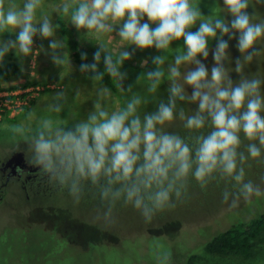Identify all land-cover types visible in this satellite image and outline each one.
Masks as SVG:
<instances>
[{"label":"clouds","instance_id":"9594fccd","mask_svg":"<svg viewBox=\"0 0 264 264\" xmlns=\"http://www.w3.org/2000/svg\"><path fill=\"white\" fill-rule=\"evenodd\" d=\"M256 5L264 0H223L222 8L205 17L199 0H0V62L10 51L18 57L33 55L39 36L48 41L52 63L71 70L52 13L99 45L92 62L79 66L94 83V110L69 126L58 118L67 99L58 91L45 106L46 114L35 116L29 164L77 200L85 187L94 189L107 203L106 218L120 205L151 222L185 198L190 177L202 190L214 179L229 182L235 191L225 187L222 202L232 209L241 200L264 196L246 179L249 162L264 161V73L244 75L254 59L264 60V47H257L264 45V18L247 11ZM113 32L118 39L110 44ZM10 33L15 39L4 40ZM233 39L240 53L235 68L225 66L231 64ZM181 40L183 47L174 50L173 42ZM211 41L215 48L209 71L200 58L208 59ZM153 48L162 54L151 56L154 67L137 81L148 95L131 87L125 91V62L136 50ZM81 60H87V53H81ZM231 72L240 75L238 82ZM105 75L126 97L123 104L102 85ZM165 80L170 82L167 100H160L153 112H143ZM178 125L183 135L169 131ZM14 131L23 135L28 129L21 124Z\"/></svg>","mask_w":264,"mask_h":264},{"label":"rangeland","instance_id":"374dc122","mask_svg":"<svg viewBox=\"0 0 264 264\" xmlns=\"http://www.w3.org/2000/svg\"><path fill=\"white\" fill-rule=\"evenodd\" d=\"M199 7L201 13L209 17L216 8L223 7V0H199ZM247 11L264 18V5L249 7ZM59 18L58 14L52 13L51 21L54 25H58ZM225 18L229 21L232 19L230 16ZM198 25L199 22L196 27ZM196 27L191 30L195 31ZM112 35L113 41H109L110 44L118 39L116 32ZM56 38L66 42L64 51L68 53L71 70L64 72L62 67L52 63L48 41L39 36L34 38L33 55L18 57L14 51H10L4 58V61L11 60L19 66V73L12 81L38 83L48 88L27 113L0 123V157L7 150L11 151L18 139L20 141L24 138V145L28 146L35 116L46 114L45 106L58 91L63 90L67 98L58 118L66 121L69 126L86 119L88 113L94 110L96 97L93 81L80 72L59 27ZM3 39H15V34L10 33ZM85 39L94 42L92 46L95 50L99 46L94 38ZM236 43V39L230 41L231 64L226 63V67L235 68V60L240 56ZM181 47L182 40L172 44L174 50ZM209 47L208 59H200L210 71L214 63L212 50L215 41H211ZM161 54L154 48L135 51L122 68L127 73L122 85L125 91L131 87L133 92L148 95L146 88L137 81L154 67L151 56ZM145 60H148L147 65H143ZM257 73H264V60L254 59L244 69V75L248 78ZM230 77L234 83L240 79V75L235 72H231ZM169 84V81H164L156 99H149L143 112L151 113L160 100H167ZM188 91L191 94V89ZM261 92L264 94V85ZM77 93L80 94L79 98ZM113 94L123 104L126 99L124 94ZM184 107L195 110L196 106ZM30 113L34 114L32 119H29ZM21 124L28 129L23 135L14 131V127ZM169 131L184 134L179 125ZM246 173L247 180L264 190V161H250ZM225 187L235 191L229 182L218 179L210 181L207 188L202 190L190 177L185 198L176 202L175 207L157 213L151 222H145L136 210L120 205L113 209L111 217L106 218L104 213L107 203L101 201L99 195L94 194L95 190L88 187H85L83 195L77 200L67 189L58 191L49 184L37 191L29 190L27 200L26 193L16 185L9 184L7 188L0 186L3 197L0 201V264H161L162 260L163 264H186L191 256L200 257L196 264H264V244L259 246L254 261H244L234 256L213 258L204 254V246L219 233L233 224L257 218L264 212V196H253L248 202L241 200L238 208H230L222 202Z\"/></svg>","mask_w":264,"mask_h":264},{"label":"trees","instance_id":"16d2710c","mask_svg":"<svg viewBox=\"0 0 264 264\" xmlns=\"http://www.w3.org/2000/svg\"><path fill=\"white\" fill-rule=\"evenodd\" d=\"M60 33L66 38L67 43L72 50V56L75 64L79 67L81 63L92 62V55L95 48L92 46L93 41L85 39L82 32H78L74 26L61 18L57 21ZM5 34L3 37H7ZM81 53H87V60H81ZM104 65L101 62L99 70L103 71ZM19 73L17 63L7 60L0 62V83L13 80ZM84 74V73H83ZM89 77L88 75L84 74ZM109 87L114 93H118L111 78L105 75L102 82ZM264 244V212L259 217L251 219L247 222H241L231 225L227 230L219 233L210 242H208L203 252L205 255L216 258L234 256L244 261H254L259 246ZM258 250V251H257ZM200 257L191 256L186 264H196Z\"/></svg>","mask_w":264,"mask_h":264},{"label":"flooded vegetation","instance_id":"af4514ba","mask_svg":"<svg viewBox=\"0 0 264 264\" xmlns=\"http://www.w3.org/2000/svg\"><path fill=\"white\" fill-rule=\"evenodd\" d=\"M23 140L18 139L14 148L0 157V180L1 187L7 188L9 184L20 188L25 194V199H29L27 194L29 190L37 191L39 188L48 187L49 181L44 174L29 164V155L27 146ZM27 144V143H26ZM9 151V152H8ZM8 152V153H7ZM48 184V186H46ZM51 188L63 191L67 188H61L50 184ZM49 189V188H48ZM3 197L0 194V201Z\"/></svg>","mask_w":264,"mask_h":264},{"label":"built area","instance_id":"2783aa9c","mask_svg":"<svg viewBox=\"0 0 264 264\" xmlns=\"http://www.w3.org/2000/svg\"><path fill=\"white\" fill-rule=\"evenodd\" d=\"M47 88L26 81L0 83V123L27 113Z\"/></svg>","mask_w":264,"mask_h":264}]
</instances>
